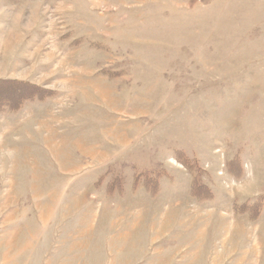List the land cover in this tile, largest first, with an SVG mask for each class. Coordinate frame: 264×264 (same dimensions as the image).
<instances>
[{"label":"rangeland","instance_id":"1","mask_svg":"<svg viewBox=\"0 0 264 264\" xmlns=\"http://www.w3.org/2000/svg\"><path fill=\"white\" fill-rule=\"evenodd\" d=\"M0 81V264H264V0H0Z\"/></svg>","mask_w":264,"mask_h":264},{"label":"trees","instance_id":"2","mask_svg":"<svg viewBox=\"0 0 264 264\" xmlns=\"http://www.w3.org/2000/svg\"><path fill=\"white\" fill-rule=\"evenodd\" d=\"M7 83L14 84L16 82L0 81V85H4ZM16 90H18L19 93L17 95H14L15 96L14 99L7 96L0 97V109H2V107H8L11 110H15L18 109L21 106V104L25 101H30L36 98L44 99L47 95V93H45V95L44 94L40 95V92L37 91V88H33L31 86L22 83L16 84Z\"/></svg>","mask_w":264,"mask_h":264},{"label":"clouds","instance_id":"3","mask_svg":"<svg viewBox=\"0 0 264 264\" xmlns=\"http://www.w3.org/2000/svg\"><path fill=\"white\" fill-rule=\"evenodd\" d=\"M233 186H234L238 191H240L241 193L246 192V186L243 185V184H237V183L233 182Z\"/></svg>","mask_w":264,"mask_h":264}]
</instances>
